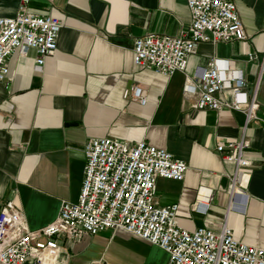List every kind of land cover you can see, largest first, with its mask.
Listing matches in <instances>:
<instances>
[{"label": "crops", "instance_id": "crops-1", "mask_svg": "<svg viewBox=\"0 0 264 264\" xmlns=\"http://www.w3.org/2000/svg\"><path fill=\"white\" fill-rule=\"evenodd\" d=\"M236 5L246 41L200 44L186 72L172 77L134 64L133 48L148 35L177 38L191 24L186 0H34L28 11L62 23L58 49L41 72L36 52L14 54L9 78L0 82V210L16 203L25 227L37 232L58 216L63 202L79 201L86 166L85 146L109 138L134 146L146 142L188 165L183 181L160 178L155 200L177 204L180 227L219 234L228 227L243 243L264 249V0H226ZM20 0H0V17H15ZM215 60L240 72L250 97L259 85L256 121L242 111L199 110L200 69ZM139 86L147 104L127 98ZM232 102L234 95H218ZM244 140L251 167L232 192L235 166L217 147ZM155 254L146 264H168L160 248L126 232ZM115 243L109 232L80 241L60 240L61 257L73 264H108Z\"/></svg>", "mask_w": 264, "mask_h": 264}, {"label": "built area", "instance_id": "built-area-1", "mask_svg": "<svg viewBox=\"0 0 264 264\" xmlns=\"http://www.w3.org/2000/svg\"><path fill=\"white\" fill-rule=\"evenodd\" d=\"M34 0H20L15 17H0V82L9 78L8 62L18 53L36 52L37 72L58 49L62 23L57 17L28 11ZM191 24L180 37L148 35L134 42V64L158 75L172 77L187 70L189 58L202 43L246 41L248 36L236 5L226 0H186ZM199 86L187 91L199 95V110L223 108L242 111L247 123L256 121L258 108L255 87L252 97L240 72L215 60L209 69H200ZM231 92L232 102L218 95ZM125 96L145 106L141 87ZM248 144L228 141L217 147L226 163L235 166L232 192L244 180L251 162L244 156ZM86 166L77 203L63 202L57 218L37 232L27 230L20 207L13 201L0 210V264H73L61 257L60 240L80 241L103 232H126L160 248L168 264H264V249L238 240L228 227L216 234L206 228L193 232L179 225L177 204L161 207L155 200L158 179L183 181L188 165L171 153L146 142L134 146L96 138L85 146ZM103 264V263H99Z\"/></svg>", "mask_w": 264, "mask_h": 264}, {"label": "rangeland", "instance_id": "rangeland-1", "mask_svg": "<svg viewBox=\"0 0 264 264\" xmlns=\"http://www.w3.org/2000/svg\"><path fill=\"white\" fill-rule=\"evenodd\" d=\"M115 243L110 247L108 264H146L152 261L155 251L152 247L140 242L118 238L116 233L109 232Z\"/></svg>", "mask_w": 264, "mask_h": 264}]
</instances>
